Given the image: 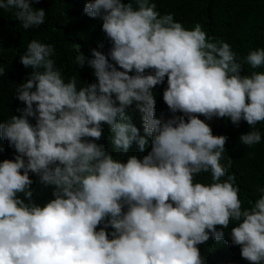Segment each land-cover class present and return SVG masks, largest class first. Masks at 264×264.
<instances>
[{
    "label": "clouds",
    "instance_id": "clouds-1",
    "mask_svg": "<svg viewBox=\"0 0 264 264\" xmlns=\"http://www.w3.org/2000/svg\"><path fill=\"white\" fill-rule=\"evenodd\" d=\"M35 3L0 0V10L27 30L45 22ZM83 12L102 21L111 41L107 57L77 48L75 63L87 65L95 82L65 83L53 46L36 40L19 62H8L16 64L14 78L24 67L31 72L12 90L24 105L19 116L0 122V138L16 153L0 162V264H205L197 245L223 240L230 222L240 256L264 264V187L242 207L235 176L220 163L226 137L195 115L243 120L253 130L240 143H260L254 129L264 122V72H240L243 64L264 66V49L238 58L228 43L206 38L199 24L186 30L150 0H88ZM165 76L160 106L172 117L160 120L152 89ZM133 106L143 135L126 115ZM103 125L126 162L96 143ZM149 140L147 155H128L133 143L143 152ZM202 172L211 183L194 182ZM29 173L53 187L43 206L32 202Z\"/></svg>",
    "mask_w": 264,
    "mask_h": 264
},
{
    "label": "trees",
    "instance_id": "trees-1",
    "mask_svg": "<svg viewBox=\"0 0 264 264\" xmlns=\"http://www.w3.org/2000/svg\"><path fill=\"white\" fill-rule=\"evenodd\" d=\"M87 2L88 0H37L33 7L45 10V22L39 27L27 30L13 18L11 11L0 10V68L4 67L3 75H0V122L9 120L13 115L18 117L16 109L24 107L22 102L14 99L12 90L26 81L31 68L24 67L17 79L14 78L13 70L16 64L11 66L8 62L16 60L19 62V57L24 54L32 40L53 46L54 54L50 58L55 62V67L61 72L65 83L70 78H75L77 88H80L83 84L95 82L92 70L87 65L78 67L75 63L77 48L79 46V51L87 58H91L92 49L100 51L107 57L111 41L101 30L102 21L90 18L83 12ZM128 2L129 0H122V3ZM150 2L156 4V11L160 15L171 13L174 21L181 23L186 30H192L199 24L206 33V38L212 37L213 41L228 43L238 58L242 59L251 50L264 49V0H150ZM133 6L135 7V4ZM150 71L146 70V74ZM253 71L264 72V66L252 69L249 65L243 64L240 75H249ZM166 87L165 76L164 82L152 89L155 118L160 120L172 117L160 106L164 102L162 94ZM126 115L139 132L142 131L140 135H143L141 114L133 106L128 108ZM175 115L183 114L177 112ZM195 115L209 125L214 136L226 137L225 152L222 153L220 163L227 166L226 175L235 176V185L239 188L238 198L242 207H248L249 202L254 203L259 198V189L264 187V122H258L254 129L261 133L260 143L249 147L239 141L240 135L253 130L245 121L241 120L237 126L229 118L213 117L206 120L203 115ZM29 120L30 123H35L33 118ZM185 121L187 122V117ZM102 127L101 139L96 143L104 144L105 149L115 160L126 162V156L111 145V133L107 126ZM148 151L150 140L143 154L146 155ZM130 152L142 158V152L135 143L130 146L128 155H132ZM15 155V150L9 147L8 142L0 138V162L5 159L12 160ZM29 178L33 181L31 185L33 203L43 206L53 199L52 186L42 184L39 177L37 179L32 173H29ZM225 178L222 177L221 180ZM194 182L211 183V176L202 172L194 177ZM21 199H24L22 194ZM25 202L27 203V200ZM234 226L235 224L230 222L229 227L223 229L225 232L223 240L216 241L210 237L205 243L197 245L205 264H250L240 256V246L231 244L228 233ZM100 227L102 225H98L97 230ZM216 228L221 230L220 226ZM111 231H113L111 228L106 229V232Z\"/></svg>",
    "mask_w": 264,
    "mask_h": 264
},
{
    "label": "bare ground",
    "instance_id": "bare-ground-1",
    "mask_svg": "<svg viewBox=\"0 0 264 264\" xmlns=\"http://www.w3.org/2000/svg\"><path fill=\"white\" fill-rule=\"evenodd\" d=\"M135 114V113H134ZM142 132V131H141ZM141 132H140V134H141ZM148 146H149V144H148ZM146 148V147H145ZM133 152V151H132ZM136 151H134V153H135ZM144 152V151H143ZM143 152H142V155H141V157L144 155L143 154ZM131 153V152H130ZM134 153H131V154H134ZM136 154V153H135ZM146 155H147V153H146ZM137 158H138V156H137Z\"/></svg>",
    "mask_w": 264,
    "mask_h": 264
}]
</instances>
